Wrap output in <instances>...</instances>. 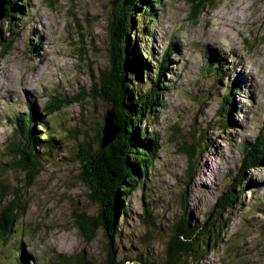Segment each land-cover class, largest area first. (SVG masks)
<instances>
[{
  "label": "rangeland",
  "instance_id": "1",
  "mask_svg": "<svg viewBox=\"0 0 264 264\" xmlns=\"http://www.w3.org/2000/svg\"><path fill=\"white\" fill-rule=\"evenodd\" d=\"M25 1L26 7L13 22L15 28L7 26V15L0 20V35L8 34L9 28L13 35L9 47L0 43V205L11 200L14 189L21 201L17 230L0 243V264H11L20 248L32 264H104L103 232L97 230L86 240L75 223L78 213L92 217L99 212L81 179L85 164L75 159L83 153L81 143L88 141L93 151L98 145L95 130L102 109L100 99L89 97L88 89L91 75L105 64L112 2ZM200 1L205 6L198 13ZM222 14L238 16L221 29L225 38L212 34ZM157 16L153 35L147 39L151 65H156L170 44L174 47L165 75L171 87L147 128L158 133L160 148L148 173L149 197L140 188L129 194L116 240L120 257L149 261L164 255L167 238L163 240L149 227L142 217V203H151L158 220L155 224L163 227L181 217L184 205L203 219L229 177L238 173L242 148L264 134V0H160ZM218 69L223 73L219 81L213 75ZM233 82L232 120L236 124L229 134L219 133L210 128L225 119L216 98ZM77 95L82 101L69 103ZM56 104V112H42L44 105ZM32 108L48 125L75 128L78 138L76 142L70 138L74 143L65 150L73 160L49 157L39 163L41 171L35 176L13 168L16 160L11 156L18 137L11 117L18 119ZM192 141L198 147L191 160L194 168L187 175L188 160L182 149ZM204 143L212 145L209 152L202 151ZM244 173L254 182L264 180V167ZM246 182L243 179L242 185ZM240 200L243 206L228 215L222 243L203 257L187 258V264H264V213L248 211L254 203L264 206L263 184L246 188Z\"/></svg>",
  "mask_w": 264,
  "mask_h": 264
},
{
  "label": "trees",
  "instance_id": "2",
  "mask_svg": "<svg viewBox=\"0 0 264 264\" xmlns=\"http://www.w3.org/2000/svg\"><path fill=\"white\" fill-rule=\"evenodd\" d=\"M4 2V14L8 16L7 26L12 25L15 28L16 24L13 22L19 19L22 7H26V1L4 0ZM111 2L112 13L108 21L111 32L110 34L108 32L107 44L110 48V58L113 60V70L108 73V77L116 97L115 119L120 130L116 139L104 150L99 145L101 137L97 127L95 130L97 149L93 151L88 141L81 143L84 146L81 149L83 153L75 161L80 160L85 164L81 179L90 189V197L97 202L99 212L92 217L78 213L75 223L86 240L93 238L97 230L103 232L107 245L104 264H124L128 261L135 264H187V258L192 259L191 257L197 255L203 257L205 252L215 249L222 243V236L228 225V215L233 209L243 206L240 198L244 196L245 189L249 187L252 190L261 184L264 186V180L254 182L246 179L244 173L247 169L264 167V134L262 133L255 143L242 148V163L238 173L229 177L228 185L216 196L203 219L195 216L194 209L184 205L181 217L175 223L163 227L158 223L155 224L158 220L153 214L151 203H142L144 220L154 230L155 235L163 240L167 238L164 255L161 258L159 256L158 259L149 261L142 258L139 260L120 257L116 240L120 235V219L126 217L127 198L138 188L149 197L148 173L155 158L158 157L160 147L157 142L158 133L148 131L147 128L154 123L156 109L164 106L163 96L171 87L170 82L165 80V75L171 55L174 54L172 52L174 47L170 44L156 65H151L149 58L151 48L147 47V39L153 35L152 28L158 18L160 0H111ZM203 4L200 1V7L195 12L203 8L205 6ZM195 14L194 19L197 18V13ZM10 29L3 37L0 35L1 46L9 47V39L13 36L10 35ZM214 72L216 75H213L219 81L223 75L222 70L218 69ZM91 78L93 91L95 83L92 75ZM234 87L235 82L229 83L226 91L218 98L215 97L225 119L214 122L210 128L218 129L219 133L224 131V134H229L236 124L232 120L235 106L232 99ZM88 96L96 98L95 94ZM75 101H82V96H74L69 103ZM58 106L44 105L42 112L52 114L58 110ZM11 118L15 120L10 123L13 124L18 135V142L12 143L14 148L11 156L16 160L12 163L13 168L35 176L41 171L38 168L39 163L48 160L49 157H55L57 160H73L69 157L70 153L65 150L70 142L78 141L74 133L75 128L62 130L60 124L48 125L33 108L18 119ZM52 130L56 132L53 134ZM206 132L207 129H204V134ZM225 137L226 135L222 138ZM195 147L194 142H189L182 149L188 160L187 175H190L194 168L191 160L196 151ZM211 148V144L204 143L202 151L209 152ZM243 179L247 180L244 185H242ZM15 191L16 189L9 194L11 200L9 199L8 203L2 202L0 205L3 211L0 215V220L3 222L0 224V243L18 228L16 213L21 201ZM250 208L249 212L264 213V206L259 207L256 203L250 205ZM150 236L147 235L146 238ZM11 264L32 263L29 256L20 248L15 252Z\"/></svg>",
  "mask_w": 264,
  "mask_h": 264
},
{
  "label": "water",
  "instance_id": "3",
  "mask_svg": "<svg viewBox=\"0 0 264 264\" xmlns=\"http://www.w3.org/2000/svg\"><path fill=\"white\" fill-rule=\"evenodd\" d=\"M4 3H5L4 0H0V20H3L4 15H5L4 14ZM108 32L109 34L111 32L109 22H107V26H106V35L109 36ZM109 50H110L109 44H107V46L105 44L104 46V59H105L104 67L100 68L99 70H97L95 73L92 74L95 87L93 91L91 89L92 85L88 89V94H91V95L95 94L100 99V109H102V111H101L100 122L97 128H98V131L100 132V137H101L99 145H100V148L103 150L105 149L106 146L111 144V142H113L116 139L117 134L120 130V126L115 119L116 97L113 91L112 84H110L111 82H109L110 77H108V73H110V71L113 70V60L112 58H110ZM194 144H196L195 148L197 149L198 147L197 143L194 142ZM105 246L107 247L106 244ZM124 264H128V263L125 262Z\"/></svg>",
  "mask_w": 264,
  "mask_h": 264
},
{
  "label": "bare ground",
  "instance_id": "4",
  "mask_svg": "<svg viewBox=\"0 0 264 264\" xmlns=\"http://www.w3.org/2000/svg\"><path fill=\"white\" fill-rule=\"evenodd\" d=\"M237 19H238V16L237 15H233V16H230V17H225V15L224 14H222L221 15V17L219 18V23H218V26L216 27V28H214V30H213V35H216V36H219V37H226V35L224 36V32L223 31H221V29L223 28V26L224 25H232L231 24V21L233 22V21H237ZM43 34V33H42ZM44 35V34H43ZM218 41H221V40H219V39H217ZM227 40V39H226ZM222 42H225V41H222ZM233 46H234V48H237V46L236 45H234L233 44ZM237 52H238V49H237ZM228 53L230 54V55H232L233 57H234V59H236V61L237 62H239V63H242L243 61L241 60V59H239L238 57H237V55L235 54V53H233V52H231V51H228ZM238 54H239V52H238ZM240 55V54H239ZM38 57V56H37ZM39 58H40V56H39ZM14 76V75H13ZM18 76V75H17ZM18 79V78H17ZM19 83H25V84H27V85H30V83H28L26 80H20V82ZM255 83H256V81H255ZM128 264H133L132 262H127Z\"/></svg>",
  "mask_w": 264,
  "mask_h": 264
},
{
  "label": "clouds",
  "instance_id": "5",
  "mask_svg": "<svg viewBox=\"0 0 264 264\" xmlns=\"http://www.w3.org/2000/svg\"><path fill=\"white\" fill-rule=\"evenodd\" d=\"M129 262V261H128Z\"/></svg>",
  "mask_w": 264,
  "mask_h": 264
}]
</instances>
